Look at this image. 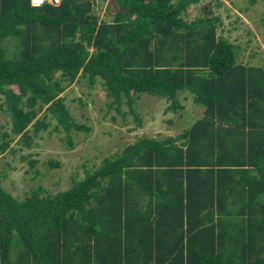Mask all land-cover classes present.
<instances>
[{"label": "trees", "instance_id": "1", "mask_svg": "<svg viewBox=\"0 0 264 264\" xmlns=\"http://www.w3.org/2000/svg\"><path fill=\"white\" fill-rule=\"evenodd\" d=\"M199 1L109 0L103 17L99 0H0V155L39 173L25 149L45 131L74 146L91 126L62 93L82 78L139 125L143 93L169 102L166 129L182 98L203 107L178 133L84 164L64 189L39 179L15 195L0 170V264H264V62L243 61L220 15L187 17Z\"/></svg>", "mask_w": 264, "mask_h": 264}, {"label": "rangeland", "instance_id": "2", "mask_svg": "<svg viewBox=\"0 0 264 264\" xmlns=\"http://www.w3.org/2000/svg\"><path fill=\"white\" fill-rule=\"evenodd\" d=\"M99 1L103 2V7L100 6L102 16L107 17L105 10L109 0ZM212 14L220 15L224 21L219 26L220 30L223 26L231 28L232 24L234 25L232 31L223 29V32L241 43L243 61L251 60L256 64L264 62V0H258L251 6L247 0H200L190 5L187 17ZM251 52L254 53L253 56ZM82 79L71 83L62 93L66 95L77 120L91 126L90 130L82 129L75 132L74 146H69L62 138L63 132L49 135L45 131L44 136L38 138V145L25 149L37 153L35 157L40 159L39 173H36L34 168L31 169L25 161H20L18 153L8 152L0 155V170L4 172L3 185L6 189L13 190L15 195L23 196L32 186H37L39 179L51 190L67 188L74 178L78 179L85 175L84 164L100 163L104 156L121 150L126 143L140 136L160 137L178 133L190 124L186 122L187 120L191 118L195 120L203 111V107L195 103L191 95L182 98L185 106L181 112L174 114L176 119L173 127L166 129L161 125L169 118L165 112L173 113L168 109L169 102L162 96L143 93L144 96L135 103L137 111L143 118V123L139 125L132 111H129L125 118L115 109L108 112L106 96L91 94L94 89ZM95 89L101 91L100 84ZM124 109L129 110L127 104H124ZM0 121H6V116L2 112H0ZM13 143L20 145L17 138ZM51 157L58 159L60 165L48 171L45 161ZM15 166L17 167L14 168Z\"/></svg>", "mask_w": 264, "mask_h": 264}, {"label": "built area", "instance_id": "3", "mask_svg": "<svg viewBox=\"0 0 264 264\" xmlns=\"http://www.w3.org/2000/svg\"><path fill=\"white\" fill-rule=\"evenodd\" d=\"M45 1H49V2H52V3H59L60 0H32V4L33 5H40L42 3H44Z\"/></svg>", "mask_w": 264, "mask_h": 264}, {"label": "clouds", "instance_id": "4", "mask_svg": "<svg viewBox=\"0 0 264 264\" xmlns=\"http://www.w3.org/2000/svg\"><path fill=\"white\" fill-rule=\"evenodd\" d=\"M46 2H49V1H45L44 3ZM44 3L40 4V5H43ZM49 3H52V2H49ZM31 4H32V0H31ZM52 4H56V3H52ZM58 4V3H57ZM33 5V4H32ZM40 5H34V6H40Z\"/></svg>", "mask_w": 264, "mask_h": 264}, {"label": "crops", "instance_id": "5", "mask_svg": "<svg viewBox=\"0 0 264 264\" xmlns=\"http://www.w3.org/2000/svg\"><path fill=\"white\" fill-rule=\"evenodd\" d=\"M9 191H11L12 193H14V191L13 190H9ZM15 194V193H14Z\"/></svg>", "mask_w": 264, "mask_h": 264}]
</instances>
